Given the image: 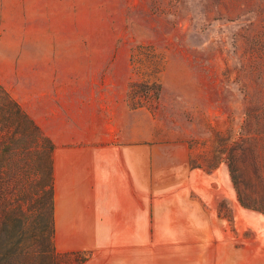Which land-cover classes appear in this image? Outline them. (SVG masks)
Here are the masks:
<instances>
[{"label":"rangeland","instance_id":"374dc122","mask_svg":"<svg viewBox=\"0 0 264 264\" xmlns=\"http://www.w3.org/2000/svg\"><path fill=\"white\" fill-rule=\"evenodd\" d=\"M0 85L44 135L124 107L185 144L200 203L139 234L140 264H264V0H0Z\"/></svg>","mask_w":264,"mask_h":264},{"label":"crops","instance_id":"0c3cea01","mask_svg":"<svg viewBox=\"0 0 264 264\" xmlns=\"http://www.w3.org/2000/svg\"><path fill=\"white\" fill-rule=\"evenodd\" d=\"M57 109L39 123L53 144L56 250L82 254V264H140L139 234L161 230L156 217L188 208V195L199 202L203 171L189 165L185 144L155 142L148 128L141 135L139 109L123 107L115 115L89 111L75 118L67 106ZM218 173L227 189L218 194L229 207L226 171Z\"/></svg>","mask_w":264,"mask_h":264},{"label":"trees","instance_id":"16d2710c","mask_svg":"<svg viewBox=\"0 0 264 264\" xmlns=\"http://www.w3.org/2000/svg\"><path fill=\"white\" fill-rule=\"evenodd\" d=\"M52 151L51 140L0 85V264L84 262L82 254L54 246Z\"/></svg>","mask_w":264,"mask_h":264}]
</instances>
